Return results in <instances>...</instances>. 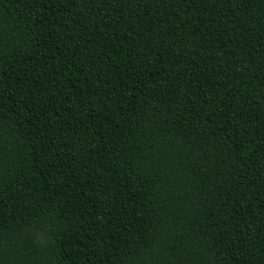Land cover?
Listing matches in <instances>:
<instances>
[{"label": "trees", "instance_id": "1", "mask_svg": "<svg viewBox=\"0 0 264 264\" xmlns=\"http://www.w3.org/2000/svg\"><path fill=\"white\" fill-rule=\"evenodd\" d=\"M0 264H264V0H0Z\"/></svg>", "mask_w": 264, "mask_h": 264}]
</instances>
